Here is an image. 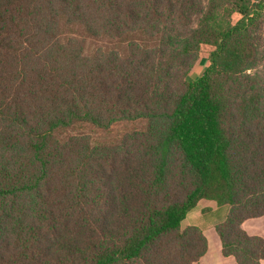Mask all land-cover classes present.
Returning a JSON list of instances; mask_svg holds the SVG:
<instances>
[{"label":"trees","instance_id":"1","mask_svg":"<svg viewBox=\"0 0 264 264\" xmlns=\"http://www.w3.org/2000/svg\"><path fill=\"white\" fill-rule=\"evenodd\" d=\"M201 200L223 256L261 264L264 0H0V264H194Z\"/></svg>","mask_w":264,"mask_h":264},{"label":"crops","instance_id":"2","mask_svg":"<svg viewBox=\"0 0 264 264\" xmlns=\"http://www.w3.org/2000/svg\"><path fill=\"white\" fill-rule=\"evenodd\" d=\"M204 47H211V46L204 45L202 47V50ZM212 50H213V48H212ZM205 62L206 63L204 64L203 58L200 57L197 64L194 66L192 71L189 73L187 80L190 77V75H193V77H196V78H199L200 76H202V74L204 72V71H202V67H203V65L208 67V65L210 64L209 58ZM202 201L203 200H201L198 205H200V203ZM212 203H213V205H211V204H209V205L213 206V210H216V214L218 213L217 220L218 221L224 220L226 218L228 211L226 210L227 212L224 214L222 208H226V207H219L218 204H216L214 201H212ZM205 207H209V206L207 204H203L201 206V210L204 209ZM200 214H201L200 212H198L197 214H193L189 218L190 223L183 227V223L187 219V217H186L185 220L182 222V225H181L183 229L191 227V226H196V227L199 226V227H201V229L204 232L205 237L207 238V241H208L207 253L199 261L195 262L194 264H237L234 257H225L222 254L221 241H220V238L217 235V232L215 230V226L218 223H214L213 221H211L210 223H206L202 219V216ZM196 222H198V223H196ZM242 227L249 235L261 236L264 238V216L257 218V219L247 220L243 223ZM261 264H264V261Z\"/></svg>","mask_w":264,"mask_h":264},{"label":"rangeland","instance_id":"3","mask_svg":"<svg viewBox=\"0 0 264 264\" xmlns=\"http://www.w3.org/2000/svg\"><path fill=\"white\" fill-rule=\"evenodd\" d=\"M240 18L241 16L239 14H234L232 19H233V22H237ZM211 50H212V47H204L203 50L201 51L200 57L203 58L204 64L206 63L205 61L209 58ZM204 69H206V66L203 65L202 71H204ZM196 79L197 78L193 77V75H190V77L188 78L189 81H193ZM143 127H144V124L141 122H130V123H119L117 125L112 126L111 128L107 130H98L90 126H85L83 128L78 129L77 132H84L86 135L90 136L92 139V142L95 145H100V144H109V145L112 144L113 145V144L118 143V141L121 140L125 134L130 133L135 130H141ZM70 133L74 134V132H70ZM203 204H207L209 207H205L204 209L201 210V206ZM209 204L213 205L211 200H203L200 203V205L192 209L188 213L187 219L183 223V227L189 224L190 223L189 218L193 214H197L198 212L201 213L200 215L202 216V219L206 223H210L211 221H213L214 223H219L220 221L217 220L218 213L216 214V210H213V206H210ZM222 209H223L224 214L228 211V208H222Z\"/></svg>","mask_w":264,"mask_h":264}]
</instances>
